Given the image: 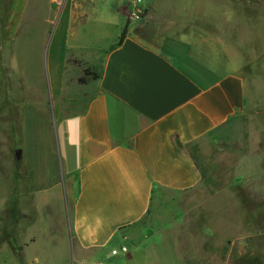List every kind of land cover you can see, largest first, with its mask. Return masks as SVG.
I'll use <instances>...</instances> for the list:
<instances>
[{"label": "crops", "instance_id": "0c3cea01", "mask_svg": "<svg viewBox=\"0 0 264 264\" xmlns=\"http://www.w3.org/2000/svg\"><path fill=\"white\" fill-rule=\"evenodd\" d=\"M133 4L10 0L8 27L30 10L52 28L64 173L51 149L27 159L19 248L2 264H53L59 241L61 264L70 250L75 264H264V53L219 71L187 33L202 29L195 0H142L135 25ZM84 68L99 78L79 84Z\"/></svg>", "mask_w": 264, "mask_h": 264}, {"label": "rangeland", "instance_id": "374dc122", "mask_svg": "<svg viewBox=\"0 0 264 264\" xmlns=\"http://www.w3.org/2000/svg\"><path fill=\"white\" fill-rule=\"evenodd\" d=\"M195 2L200 4L202 10V29H187V33L199 38L203 57H215L219 71L231 61L234 71L242 72L243 66L249 71V65L257 62V57L264 53V0ZM9 3L10 0H0V195L10 197L6 204L0 202V264L7 259L8 248L15 253L19 248L15 240L17 194H30L29 179L23 172L29 162L27 159L31 156L34 158L37 152L44 154L45 150L51 149L57 160L61 182L64 173L61 165L60 122L50 92L52 75L49 50L45 53L52 28L43 25L42 18L40 20L30 10L25 13L19 28L8 27L6 18ZM145 14L142 19L146 17ZM207 60L203 59L204 62ZM16 150L21 152L20 158ZM44 161L36 164V167L34 162L31 164L34 184L37 180L35 171L37 176L41 172L44 174ZM62 249L60 241L53 245V264H61L54 258L63 255ZM70 251L64 253V264H75V257ZM259 255L253 253L252 260L243 262L257 263Z\"/></svg>", "mask_w": 264, "mask_h": 264}, {"label": "built area", "instance_id": "2783aa9c", "mask_svg": "<svg viewBox=\"0 0 264 264\" xmlns=\"http://www.w3.org/2000/svg\"><path fill=\"white\" fill-rule=\"evenodd\" d=\"M145 13V10L142 6V0H134V4L128 14L129 21H140ZM121 253H128V248L126 246H122L119 250H114L112 253L114 255ZM89 264H99V263H89Z\"/></svg>", "mask_w": 264, "mask_h": 264}, {"label": "trees", "instance_id": "16d2710c", "mask_svg": "<svg viewBox=\"0 0 264 264\" xmlns=\"http://www.w3.org/2000/svg\"><path fill=\"white\" fill-rule=\"evenodd\" d=\"M130 22V21H129ZM127 27L128 25L124 28L123 33L121 34L120 38H119V44H121L123 42V40L126 37V33H127ZM69 63H74L78 66H82L80 62L78 61H72L70 60ZM99 78V75L95 72H93L90 68H84L83 72H82V76L81 78L78 80L79 84H87L88 82H90L91 80H96Z\"/></svg>", "mask_w": 264, "mask_h": 264}, {"label": "water", "instance_id": "95a60500", "mask_svg": "<svg viewBox=\"0 0 264 264\" xmlns=\"http://www.w3.org/2000/svg\"><path fill=\"white\" fill-rule=\"evenodd\" d=\"M20 154H21V152L19 150H16V155L18 158H20Z\"/></svg>", "mask_w": 264, "mask_h": 264}]
</instances>
